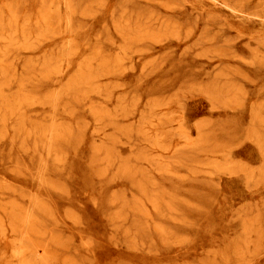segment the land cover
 <instances>
[{
	"label": "rangeland",
	"instance_id": "rangeland-1",
	"mask_svg": "<svg viewBox=\"0 0 264 264\" xmlns=\"http://www.w3.org/2000/svg\"><path fill=\"white\" fill-rule=\"evenodd\" d=\"M80 1L73 60L56 15L48 42L38 2L20 18L37 47L15 49L0 110V264H264V25L208 0Z\"/></svg>",
	"mask_w": 264,
	"mask_h": 264
},
{
	"label": "bare ground",
	"instance_id": "bare-ground-1",
	"mask_svg": "<svg viewBox=\"0 0 264 264\" xmlns=\"http://www.w3.org/2000/svg\"><path fill=\"white\" fill-rule=\"evenodd\" d=\"M79 1L80 0H40V1H34V0H32V2H30L29 0H25L23 3H21L20 1H18L17 3H9L7 6H6V8L5 9H1L0 10V40H4L5 42H6V51L5 52H3V53H1V56H0V110H2V109H4V107H6L9 103H10V101H7V100H5L4 99V93L6 92V91H16L17 89H18V91H19V89L21 88L20 87V84L18 83V80H17V69H16V64H15V61H16V59L19 57V56H22V54L20 55V52L22 51V50H25L26 52L27 51H34L35 50V48L37 47V45L36 44H34V41L33 40H31L30 38V35H28V36H26L24 33H25V31H24V35L26 36L25 38H24V41L23 42H18V41H16V39H15V36H17V31H18V26L20 25V18H21V16H22V18H23V20H22V22H23V24L24 23H27V24H29L30 23V17H33V16H31L32 15V13L31 12H29V11H31L32 9H34V7L32 6L33 5V2L34 3H36V2H38L39 3V6L38 7H36V10L38 11V14H40V19H38V20H40V24L42 23L43 25L41 26L42 28H40L39 27V29L41 30V31H43V32H45V35H41L42 36V41H47L48 42V39L50 38V37H52L53 39L54 38H57V37H59L60 35H62V34H64V33H62V32H60V35H56V33H57V30L55 31H53L52 30V28H54V27H51L50 25H52V23L50 24L49 23V16L51 15V14H54V15H56L57 16V18H55V16H54V18L55 19H57V21H58V23L59 24H65V34H67V35H69L70 37H71V39L72 40H70L69 42H66L65 44L63 43V46L61 45V48L60 47H58L59 49H60V52H58V54L55 56V55H53V54H51V55H53V56H55L57 59L59 58L60 60H73V59H75V57H77V55H78V52H79V50L81 51V49L79 48V46H80V39H79V35H78V31H80V27H79V24L77 25V24H75V22H74V20H73V16L75 15V17H76V14L77 13H79L80 15H91L92 13H94V10L90 7H88V6H86V7H83V5L82 6H80L79 5ZM85 1V0H84ZM84 1H80V2H84ZM93 0H91V2H92ZM208 1H210V2H212V4H213V6H222V7H225V8H227L228 10H230V11H232V12H234V13H236V14H242V15H244V16H246V17H248V18H257V19H259L261 22V24L262 25H264V13H263V11H262V13L263 14H259V13H256V12H254V13H251V12H248L246 9H245V3H247V1L248 0H237V1H235V2H233V3H230V2H228L227 0H208ZM231 1V0H230ZM249 1H252V0H249ZM88 2V1H87ZM91 2H89V4L91 5ZM96 2V1H95ZM156 3V2H155ZM83 4H85V3H83ZM89 4H86V5H89ZM96 3H94L93 2V5H95ZM97 4H98V2H97ZM35 5V4H34ZM93 5H91V6H93ZM167 5V4H166ZM21 6H23V8H20ZM181 6V5H180ZM82 7V8H81ZM98 7V6H97ZM96 7V8H97ZM99 8V7H98ZM165 8V7H164ZM255 8V7H254ZM63 9H65V11H66V14L63 16L62 15V11H63ZM256 11V10H255ZM31 13V14H30ZM37 13V12H36ZM64 13V12H63ZM34 14V13H33ZM95 14V13H94ZM93 15V14H92ZM36 16V15H35ZM38 16V15H37ZM63 16V17H62ZM94 16V15H93ZM38 17V18H39ZM123 17V16H122ZM155 17V16H154ZM78 19V18H77ZM50 21H52V19L50 20ZM56 21V22H57ZM129 21V20H128ZM156 21V20H155ZM54 22V21H53ZM164 22V21H163ZM58 23H57V25H58ZM50 24V25H49ZM127 23L126 22H119V23H117L115 26L117 27L116 29H119V30H121L120 32H122V27L123 26H125ZM146 24H147V22H146ZM56 25V26H57ZM82 25V24H81ZM213 25V24H212ZM21 26L23 27V25L21 24ZM53 26V25H52ZM128 26V25H127ZM26 27V26H25ZM58 27H60V26H58ZM148 27V26H147ZM61 28H62V26H61ZM61 28H58V29H60V31H61ZM55 29H57V27H55ZM126 29V28H125ZM161 29V28H160ZM159 29V30H160ZM165 29V28H164ZM22 30V29H21ZM30 30V29H29ZM64 30V29H63ZM174 30V29H173ZM23 31V30H22ZM52 31L53 32H56L55 34L53 33L52 34ZM83 31H85V30H83ZM82 31V32H83ZM29 32V31H28ZM4 33H6V35L4 36ZM124 33V32H123ZM147 33V32H146ZM145 33V34H146ZM150 33V32H149ZM74 34V36H72ZM80 34V33H79ZM99 35V34H98ZM142 35V34H141ZM148 35V34H147ZM56 36V37H55ZM63 36V35H62ZM65 36V35H64ZM82 36V35H81ZM121 36V35H120ZM123 36V35H122ZM149 36V35H148ZM61 37V36H60ZM59 37V38H60ZM147 37V36H146ZM170 37V36H169ZM63 38V37H62ZM89 38V37H88ZM94 38V37H93ZM122 38V37H121ZM133 38V37H132ZM148 38V37H147ZM51 39V38H50ZM49 39V40H50ZM84 39H85V37H84ZM91 39V38H90ZM95 39V38H94ZM143 39V38H142ZM161 39V38H160ZM167 39V38H166ZM52 40V39H51ZM56 40V39H55ZM86 40H89V39H86ZM95 40H97V39H95ZM123 40H124V43H128L129 41H133L132 39L130 40V38H127L126 36H123ZM144 40V39H143ZM42 41H38V43L40 44V42H42ZM54 41V40H53ZM90 41V40H89ZM154 41V40H153ZM91 42V41H90ZM89 42V43H90ZM257 42V41H256ZM36 43V42H35ZM262 43V42H261ZM264 43V42H263ZM94 44V43H93ZM98 44V43H97ZM122 45L123 46H125L124 44H121L120 46L122 47ZM263 45V44H262ZM261 45V46H262ZM18 46H20V49H21V51H15V49H17V47ZM36 46V47H35ZM88 46V45H87ZM94 46V45H93ZM4 47V46H3ZM89 47H90V45H89ZM55 48H56V46H55ZM93 48V47H92ZM19 49V48H18ZM2 50V49H1ZM58 50V49H57ZM120 50H122V49H120ZM260 50V49H259ZM263 51V50H262ZM23 53V52H22ZM52 53V52H51ZM55 54V53H54ZM220 54V53H219ZM261 55L262 56H264L262 53H261ZM24 56V55H23ZM255 57H258V58H260V56H259V54L257 53L256 55H255ZM49 58L52 60L53 58H51V56H49ZM48 58V59H49ZM47 59V58H46ZM56 60V59H55ZM257 60V59H256ZM260 60V59H259ZM264 59L262 58V61H263ZM57 61H59V60H57ZM64 61H61V62H64ZM60 62V63H61ZM68 62V61H67ZM260 62V61H259ZM30 63V62H29ZM28 63V64H29ZM65 63V62H64ZM251 63V62H250ZM260 64V63H259ZM39 65V64H38ZM57 65V64H56ZM61 65V64H60ZM92 65V64H91ZM255 65V64H254ZM253 65V66H254ZM257 66V65H256ZM262 66V65H261ZM260 66V67H261ZM33 67V65L32 66H30V64L26 67V69H25V75L28 77V79H32L33 78V76H34V73H35V69H33L32 68ZM252 67V66H251ZM255 67V66H254ZM91 69V68H90ZM94 69V68H93ZM262 69V68H261ZM62 71V70H61ZM88 71V70H87ZM234 71V70H233ZM61 73V72H60ZM219 73H221V72H219ZM224 73H226V72H224ZM216 74H218V73H216ZM222 74V73H221ZM60 75V74H59ZM220 75V74H219ZM88 76H89V74H88ZM216 76V75H215ZM214 76V77H215ZM220 76H222V75H220ZM219 76V77H220ZM218 77V78H219ZM229 77V76H228ZM227 77V78H228ZM242 78H244V77H242ZM245 79V78H244ZM29 80V81H30ZM80 80V79H79ZM214 80V79H213ZM247 80V79H246ZM76 81V80H75ZM216 82V81H215ZM86 83V82H85ZM217 84H218V82H217ZM217 84L215 83V84H213V86H212V90L213 89H215L216 90V87H217ZM231 84V83H230ZM23 85V84H22ZM226 85V84H225ZM237 85H239V84H236V86ZM77 86V85H76ZM218 86H222V85H220V84H218ZM236 86H234V84H233V87H236ZM86 87V86H85ZM211 87V86H210ZM225 87H227V86H225ZM224 87V88H225ZM229 87V86H228ZM89 88V87H88ZM231 88V87H230ZM238 88H243V84H242V87L241 86H239V87H237V90H239ZM228 89V88H227ZM230 90V89H229ZM233 90H234V88H233ZM232 90V91H233ZM235 92H236V90H235ZM234 92V93H235ZM58 93V92H57ZM233 93V92H232ZM231 93V94H232ZM233 93V94H234ZM238 93V92H237ZM237 93H235V95L237 94ZM6 95V94H5ZM26 95V94H25ZM221 95V94H220ZM238 95H240V94H238ZM225 96V95H224ZM26 97V96H25ZM237 97L239 98V96H236V99H237ZM7 98V97H6ZM234 98V97H233ZM211 99V98H210ZM226 99V98H225ZM228 99H230V98H228ZM20 100V99H19ZM23 100V99H22ZM232 100V99H231ZM35 101V100H34ZM225 102V100L223 99V103ZM227 102V101H226ZM231 102V101H230ZM235 102V101H234ZM56 103V102H55ZM238 103V102H237ZM237 103H236V106H237ZM43 104V103H42ZM54 104V103H53ZM225 104V103H224ZM224 104H221V105H223L224 107L226 106V104H227V106H229V102L228 103H226L225 105ZM57 105V104H56ZM231 105L233 106H235V104L234 103H232L231 102ZM231 105L229 106L230 108H231ZM239 105V104H238ZM21 106V105H20ZM19 106V107H20ZM52 106V105H51ZM54 106H55V104H54ZM53 106V107H54ZM226 106V107H227ZM240 106V105H239ZM57 107V106H56ZM55 107V108H56ZM263 107V106H262ZM262 107H260L261 109H259V110H262ZM6 108H8V106L6 107ZM234 109V108H233ZM237 109H238V107H237ZM6 110V109H5ZM21 110V109H20ZM53 110H55L56 111V109H53ZM264 110V109H263ZM258 111V110H257ZM117 114V113H116ZM261 114V113H260ZM263 114V113H262ZM106 115V114H105ZM257 115V114H256ZM258 116V115H257ZM257 116H255L256 118H258ZM260 119V118H259ZM262 121L264 120V119H261ZM260 120V121H261ZM254 123H255V120H254ZM253 123V124H254ZM262 124V123H261ZM264 124V123H263ZM258 125H260L259 124V122H258ZM50 126V125H49ZM256 126V125H255ZM258 127H260V126H258ZM257 127V128H258ZM263 127V126H262ZM49 128V127H48ZM50 128H52V127H50ZM252 128H254L253 126H252ZM256 128V129H257ZM54 129V128H53ZM53 129H51L52 131H54ZM264 129V128H263ZM255 129H252V131H254ZM262 130V129H261ZM44 131H46V129L44 130ZM43 131V132H44ZM51 131V132H52ZM125 131V130H124ZM258 131V130H257ZM43 132L41 133V130H40V135H42L43 134ZM46 132H48V131H46ZM45 132V133H46ZM50 132V131H49ZM55 132V131H54ZM256 132V131H255ZM259 133H262V132H260V131H258ZM263 132H264V130H263ZM259 133H257L258 135H260ZM263 134V133H262ZM47 135H48V133H47ZM50 135V134H49ZM251 135H253V134H251ZM52 136H53V134H52ZM264 136V135H263ZM40 137H42V136H40ZM39 137V138H40ZM49 137V136H48ZM259 137V136H258ZM50 138V137H49ZM52 138V137H51ZM50 138V141L52 140ZM55 138V137H54ZM257 138V137H256ZM262 138V137H261ZM5 139V138H4ZM47 139V138H46ZM45 139V140H46ZM258 139V138H257ZM256 139V140H257ZM263 139V138H262ZM55 140V139H54ZM261 140V139H260ZM264 140V139H263ZM53 141V140H52ZM40 142H42V141H40ZM258 142V141H257ZM256 142V143H257ZM50 143V142H49ZM52 143H54V141L52 142ZM52 143H51V145H52ZM262 143V142H261ZM261 145V144H260ZM260 145H259V147H260ZM48 147V146H47ZM261 149V148H260ZM262 150V149H261ZM98 153V152H97ZM125 171V170H124ZM264 174V173H263ZM258 179V178H257ZM144 192V191H143ZM142 192V193H143ZM144 195V194H143ZM166 202V201H165ZM37 204V203H36ZM168 204V203H167ZM17 206V205H16ZM17 208V207H16ZM33 208V207H32ZM169 209V208H168ZM38 210V209H37ZM34 210H32V212H33ZM31 212V213H32ZM40 212V211H39ZM143 212V211H142ZM31 213L29 212H27V214H29V215H31ZM34 213V212H33ZM38 213V212H37ZM27 214L25 215L26 216V220L25 221H27V219H29V218H27L28 216H27ZM146 214V213H145ZM178 214V213H177ZM34 215V214H33ZM32 216V215H31ZM24 219H25V217H23ZM23 219V220H24ZM31 219V218H30ZM29 219V220H30ZM32 219H34V218H32ZM22 220V221H23ZM30 222V221H29ZM182 222V221H181ZM26 223H28V221L26 222ZM26 223H24V222H22V224H26ZM30 224V223H29ZM31 224H34V223H31ZM25 226V225H24ZM24 226H22V228H24ZM28 226V225H27ZM157 226V225H156ZM30 227H31V225H30ZM29 227V228H30ZM25 228H26V226H25ZM28 228V229H29ZM159 228V227H158ZM27 229V228H26ZM31 229V228H30ZM163 229V228H162ZM47 236V235H46ZM25 238V237H24ZM186 239V238H185ZM250 243V242H249ZM26 251V250H25ZM22 253V252H21ZM20 255V254H19Z\"/></svg>",
	"mask_w": 264,
	"mask_h": 264
}]
</instances>
